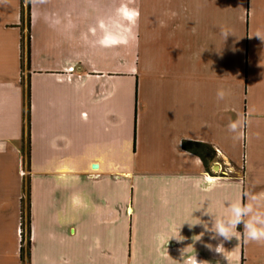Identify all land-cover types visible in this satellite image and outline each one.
<instances>
[{"label": "crops", "instance_id": "crops-1", "mask_svg": "<svg viewBox=\"0 0 264 264\" xmlns=\"http://www.w3.org/2000/svg\"><path fill=\"white\" fill-rule=\"evenodd\" d=\"M22 5L0 0V264H21L24 178L29 264H264L203 226L264 203V0H29L23 72Z\"/></svg>", "mask_w": 264, "mask_h": 264}, {"label": "clouds", "instance_id": "clouds-1", "mask_svg": "<svg viewBox=\"0 0 264 264\" xmlns=\"http://www.w3.org/2000/svg\"><path fill=\"white\" fill-rule=\"evenodd\" d=\"M124 7L126 8L127 6L125 5ZM118 15L120 17L118 23L121 26H128L135 23L139 16V11L136 9H128L126 13H119L118 10ZM221 34L224 38L228 35L227 32H222ZM226 95L227 93L224 90H217V101H223ZM243 123L244 118L237 115V118L235 120L230 119L227 125L228 130L235 134L237 139L242 135L241 129ZM197 223H199L198 220L191 225ZM203 226L205 230L211 231L214 236L223 237L225 240L233 237L236 238L237 229L242 228V237L245 242H264V203L261 202L259 196L242 192L239 199L227 205V214H221L213 218L210 229L207 224Z\"/></svg>", "mask_w": 264, "mask_h": 264}, {"label": "trees", "instance_id": "trees-1", "mask_svg": "<svg viewBox=\"0 0 264 264\" xmlns=\"http://www.w3.org/2000/svg\"><path fill=\"white\" fill-rule=\"evenodd\" d=\"M23 2V0H22ZM29 26H30V13H29V0H27V5L24 7L21 6L20 11V29H26V35H21V51H22V72H23V59H25L26 64L28 65L29 60ZM21 82L23 84V77H21ZM28 86L26 85V130L28 133ZM28 135V134H27ZM182 148L185 151L199 155L202 157L200 152L206 154L207 156H213L214 151L207 145L194 143V142H183ZM22 159L28 161V147L26 145V150L22 147ZM206 166L205 161L203 162ZM207 168V166H206ZM24 187H23V196L21 203V219H20V261L21 264H29L30 257V211H29V185L28 179L24 178ZM24 224H26V243L24 244ZM26 245V246H24Z\"/></svg>", "mask_w": 264, "mask_h": 264}, {"label": "rangeland", "instance_id": "rangeland-1", "mask_svg": "<svg viewBox=\"0 0 264 264\" xmlns=\"http://www.w3.org/2000/svg\"><path fill=\"white\" fill-rule=\"evenodd\" d=\"M245 159H246L245 166L247 164V168H248V171L247 172H248V178H249L248 182H249V181H251L250 180V165L253 164V159L250 158V157H247ZM257 166H258V164L256 163L255 166H254V168H256ZM24 175H26V174L24 173ZM26 239H27V236H26V224H24V244L26 243ZM24 246H26V245H24Z\"/></svg>", "mask_w": 264, "mask_h": 264}]
</instances>
